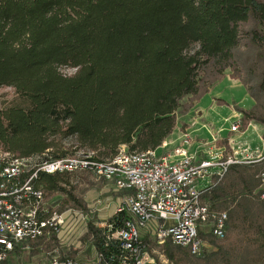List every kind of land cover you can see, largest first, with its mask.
I'll list each match as a JSON object with an SVG mask.
<instances>
[{
  "label": "trees",
  "instance_id": "1",
  "mask_svg": "<svg viewBox=\"0 0 264 264\" xmlns=\"http://www.w3.org/2000/svg\"><path fill=\"white\" fill-rule=\"evenodd\" d=\"M228 73L254 101L249 108L234 103L241 128L264 127V0H0V88L14 94L0 105V149L37 162L157 149L183 110ZM262 172L264 160L231 165L204 193L211 211L228 214L222 241L199 230L215 250L193 254L169 241L161 246L166 257L173 264H264ZM73 178L40 172L33 184L85 210ZM128 218L123 210L103 227L89 223L100 264L134 263L114 237ZM155 241L144 235L140 252Z\"/></svg>",
  "mask_w": 264,
  "mask_h": 264
},
{
  "label": "built area",
  "instance_id": "2",
  "mask_svg": "<svg viewBox=\"0 0 264 264\" xmlns=\"http://www.w3.org/2000/svg\"><path fill=\"white\" fill-rule=\"evenodd\" d=\"M225 122L231 123V132L242 129L240 117H229ZM201 129L209 136L194 135L186 129L181 142L173 147L169 140L157 149L145 151L130 152L121 147L105 161L78 153L37 162L33 157L0 149V264H13L9 258L16 245L60 233L71 214L70 209L60 211L47 205L44 190L33 184L40 172L89 171L117 190L128 192L117 211L126 210L130 218L114 237L124 250L135 255L133 264H155L140 258L138 245L148 226L153 227L159 244L170 241L193 254L208 251L209 242L199 236V230L225 239L228 214L211 211L204 193L224 178L231 165L259 163L264 160V152L233 137L228 138L226 145H220L209 126L203 124ZM261 180L264 182V172ZM261 196L264 199V192ZM164 261L172 264L168 258ZM48 264H100V260L55 255Z\"/></svg>",
  "mask_w": 264,
  "mask_h": 264
},
{
  "label": "rangeland",
  "instance_id": "3",
  "mask_svg": "<svg viewBox=\"0 0 264 264\" xmlns=\"http://www.w3.org/2000/svg\"><path fill=\"white\" fill-rule=\"evenodd\" d=\"M66 72L71 74L74 70L71 69ZM13 95L12 88L1 87L0 105L3 100L10 99ZM224 100H226L225 102L228 101V105L230 104L229 111L226 107H224L228 117H230V114L234 115V103L246 108L248 106H252L254 103L247 94L246 87L241 83V81L232 78L230 73H228L223 80H221L216 86L212 87L210 92L204 95L197 103H195L196 98H194V102L189 99V102H187V108L189 106L191 108L192 103H195V107L186 114L183 110V114L180 116L179 126L176 130L177 134L180 135L184 125L186 127H191L192 124L195 125L197 122L199 126L198 128L203 127L204 123H201L202 120L199 118L200 113H212L213 108L211 109V106L223 102ZM232 120L234 119L232 118ZM225 124L228 128L231 127L230 122ZM198 130H195L194 135L204 136L202 134H198ZM242 130L243 128L240 132ZM72 173L74 175L73 181L77 184L76 190L78 191V196L86 204V209L83 210L75 208L71 204L63 205V195L59 193L47 194L45 202L48 206H56L60 209V211L70 209L71 214L67 215L66 223L60 233L42 237L36 242L28 243L26 244L28 247H25L26 245H20L24 247H21L22 250L19 251L21 257L18 258H20V260L17 261L18 258L14 259V256L12 255L14 253H11L10 255L9 259L13 264H48L55 255L82 261H93L98 259L94 245H92L90 239L88 238L89 223L93 222L96 226L103 227L106 220L122 205L125 194L122 191L117 190L104 178L99 177L92 172L76 171ZM262 183V186L264 187V182ZM141 234L142 237L150 234L153 241H156L150 249L140 252V258L146 262L154 261L158 264H165L164 259H167V257L161 248L164 244L158 243L154 235L153 227L148 226ZM212 238L216 239L215 237ZM140 240L142 242V238ZM206 240L209 242L208 252L215 250V245H213L211 240ZM216 240L220 242L223 239ZM14 255L16 256L17 254Z\"/></svg>",
  "mask_w": 264,
  "mask_h": 264
},
{
  "label": "crops",
  "instance_id": "4",
  "mask_svg": "<svg viewBox=\"0 0 264 264\" xmlns=\"http://www.w3.org/2000/svg\"><path fill=\"white\" fill-rule=\"evenodd\" d=\"M225 101L226 100H224L223 102L214 104V106L212 105L211 106V109L213 108L212 113H210V112H206L205 114L200 113L199 118H200V120H202L201 123L206 124L207 126H209L213 130V134L219 138L218 143L220 145H226L228 138L233 137V138H235L241 142L249 143L252 147H257L261 151L264 152V127L260 124L252 122L247 126L246 129H243L244 131L243 130L241 132L229 131L230 128H228L227 125L225 124V123H229V122H225V119H227L229 117L226 114L224 107H226L227 110L229 111L230 110V104L228 105V103H227L228 101L227 102H225ZM249 107H251V106H248L247 108H249ZM232 115L233 114H230V117H234V116L240 117V118L242 117V114L235 111V110H234V115L233 116ZM222 119H223V121H222ZM198 127L199 126L196 122L195 125L192 124L191 127H186L185 130L189 129L190 131L195 132V130L200 129V130H198V134H202L204 136H209V133L206 130H203V129H201V127L200 128H198ZM196 128H198V129H196ZM185 130H181L180 135L177 134V132L175 131L173 133V135L168 139L170 141L171 147H173V146H175L181 142L182 134ZM21 247L22 246H20V247L18 246L15 248L14 251L11 252V253L17 254L16 256L14 254H12L14 256V259L21 257V254H19V251L22 250V248H24V247H22V248ZM11 253H10V255H11ZM34 258H35V256H34ZM19 260H20V258H18L17 261H19Z\"/></svg>",
  "mask_w": 264,
  "mask_h": 264
}]
</instances>
